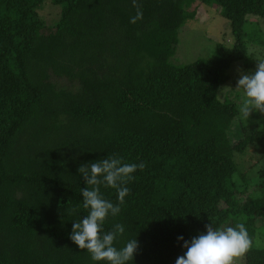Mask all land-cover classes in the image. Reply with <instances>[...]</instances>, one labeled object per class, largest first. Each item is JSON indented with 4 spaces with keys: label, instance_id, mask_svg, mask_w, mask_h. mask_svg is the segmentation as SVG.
<instances>
[{
    "label": "trees",
    "instance_id": "obj_1",
    "mask_svg": "<svg viewBox=\"0 0 264 264\" xmlns=\"http://www.w3.org/2000/svg\"><path fill=\"white\" fill-rule=\"evenodd\" d=\"M195 3L220 9L234 44L176 65ZM46 8L58 20L46 23ZM137 8L143 19L132 24ZM249 19L264 25V0H0V264H94L69 238L88 212L78 168L113 154L144 164L105 223L125 226L117 247L138 240L133 264H172L186 251L177 236L210 223H243L255 239L264 164L254 180L247 172L264 160V130L249 131L218 96L247 43L264 54ZM247 149L259 156L239 174L232 155ZM101 191L117 202L114 189ZM242 260L264 264V249Z\"/></svg>",
    "mask_w": 264,
    "mask_h": 264
},
{
    "label": "clouds",
    "instance_id": "obj_2",
    "mask_svg": "<svg viewBox=\"0 0 264 264\" xmlns=\"http://www.w3.org/2000/svg\"><path fill=\"white\" fill-rule=\"evenodd\" d=\"M143 19V12L137 8L130 23ZM243 91V99L238 104V115L242 121L249 122L252 114H264V60L258 61L254 72L242 74L237 81V88ZM144 164L126 163L117 154L85 163L78 168L85 187L80 189L86 215L73 220L70 240L90 254L94 264H133L139 247L136 238L128 240L123 247L116 243L125 233V226L117 223L111 230H105L109 218L120 215L125 198L130 189L127 184L132 181L134 173L143 169ZM111 188L116 192L114 203L106 199L101 188ZM186 251L176 259L175 264H237L254 247L260 246L259 240L250 236L243 223L224 228L214 227L211 223L205 231L186 240L177 236Z\"/></svg>",
    "mask_w": 264,
    "mask_h": 264
},
{
    "label": "rangeland",
    "instance_id": "obj_3",
    "mask_svg": "<svg viewBox=\"0 0 264 264\" xmlns=\"http://www.w3.org/2000/svg\"><path fill=\"white\" fill-rule=\"evenodd\" d=\"M193 7H196L197 15L193 21H187L180 30L179 43L176 49L175 55L172 57L171 62L176 65H187L198 59H213L215 58V46L218 43H222L228 47L233 46L234 38L231 34L229 22L223 18L219 13V8L216 6H206L195 3ZM53 11L59 13L60 7L54 6ZM51 8H46L42 14L46 23L50 24L53 18L58 20V14H53ZM55 20V21H56ZM257 21L249 19L244 26V30L251 34L257 30L258 34H264V25L261 27L256 26ZM248 56L242 60L234 63L226 72L224 83L219 88V99L223 101L224 98L228 101L238 104L242 101L243 91L237 88V81L242 74H248L254 72L258 61L264 60V54L261 57L258 54L259 48L250 42L247 43ZM227 96V97H225ZM240 118V117H239ZM245 126H251L249 131L259 127L264 130V114L253 113L249 119V122L242 121ZM257 151L254 149H247L243 154L234 153L232 155L233 160L236 163L237 171L239 174H245L250 166L256 163L258 158ZM264 164V160L255 164L250 174L251 180L256 178V171ZM203 233L200 230H189L190 239L194 236ZM254 240L260 241L257 249H264V229L257 231ZM184 253L181 255L183 256ZM175 264V261L172 263ZM237 264H243L242 257L239 258Z\"/></svg>",
    "mask_w": 264,
    "mask_h": 264
}]
</instances>
